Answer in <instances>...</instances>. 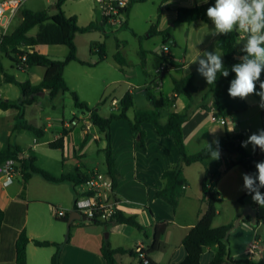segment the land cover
I'll return each instance as SVG.
<instances>
[{"label": "crops", "instance_id": "1", "mask_svg": "<svg viewBox=\"0 0 264 264\" xmlns=\"http://www.w3.org/2000/svg\"><path fill=\"white\" fill-rule=\"evenodd\" d=\"M51 1H54L55 4L56 0ZM76 1L83 0H68L64 4L63 11L65 15L67 17L76 16L80 27H87L91 23H96L98 29L90 33L79 34L81 37L76 34L75 44L78 58L91 64V66L82 65L75 61L69 63L64 69V80L69 90L75 92L80 101L87 103L90 109H96L100 116L107 118L113 113H118L120 101L126 93H130L133 97L134 107L128 110L127 115L130 119H134L136 110L150 111L153 109L146 95L148 91L157 99L160 97H175L174 103L165 107L161 112L159 121L161 124H165L170 114L184 113L189 104V100L184 95L174 94L173 79H180L191 73L195 75V85L197 87V92L193 94V100L195 103L202 101L208 92V84L206 78L198 71L200 67L199 60L206 59L204 53L207 52L221 55V59L224 61L222 52L216 46L217 39L221 34L213 35L215 24L209 18L206 23L196 21L190 25L176 22V11L179 8L201 6L206 3H199L198 0L169 1V4L173 2L167 8L170 15L164 20V15L161 14L158 16L157 21H159L158 29L169 30L171 39H168L167 44H165L162 37L154 36L161 42V52L156 55L147 46L148 41L145 44L144 40H151L148 38V31L150 26L157 21L155 23L147 21L146 23L150 24L149 28L145 32H139L134 26L132 16L134 4L144 2L130 0L136 3L133 4L127 15L126 25L122 29L112 30L111 32L112 34L116 32L115 34L118 33L119 36H122L121 31L128 30L131 36L139 41V47L134 51V55L139 61L129 60V43L117 39L116 53L121 54L126 65L121 71V67L113 56L117 73H108L106 71L108 65L105 66L108 56L100 62L99 58H94L92 56L93 52H91V47L94 44L105 43L106 45V42L98 41L101 39L99 32H102L105 38L109 34L105 31L107 27L103 23L100 0H93L89 7L78 8L77 10L74 8V2ZM178 1L180 4L175 6ZM19 17H21V23L22 10L11 22L0 23V41L4 35L12 33L19 26L11 31ZM236 27L234 26V28ZM38 31L37 28L35 35H31L30 32L29 36L36 37ZM131 31L137 36H134ZM234 31L239 34L237 49L241 50L247 44L248 33L241 30ZM87 34L88 37H85ZM93 36L97 37L94 38ZM140 37L145 38L139 39ZM165 45L169 47V54L167 55H164L162 51ZM80 46L82 50L87 46L89 52H86V54L80 52ZM47 47L52 46H37L35 50L53 58ZM27 50L32 52L30 48H27ZM61 53L64 59L68 54V49L61 51ZM4 59L8 62L5 63ZM0 62L3 64L6 74L15 77L21 83L29 81L32 85H39L46 72L44 68L40 67H34L30 71L21 69L1 52ZM164 63L167 66V72L159 76L157 69ZM18 72L26 74L29 79H20ZM2 81L0 83V98L5 101H20L23 99L18 87L20 93L12 95L10 88L15 85L5 83L4 77ZM230 84L226 83L222 87V102L229 114L224 118L227 122L226 125L221 124L218 120H213L216 111L212 107L213 102L211 99L206 102L210 111L197 109L184 124V140L189 154L198 153L207 146V142L210 144L220 137L225 127L231 135L241 136L242 141L247 140L250 135L259 134L260 130H264V108L260 106L261 97L253 93L243 99L239 97L231 98L228 93ZM260 91V87L256 85V92ZM40 96L49 97L53 101L57 100V102L64 101L66 97H69L72 101L73 99L70 92L52 98L47 91H43L38 93L35 102L25 107V120L29 124L42 129L44 132L43 137L50 130L55 131L53 138L44 143L49 148L50 143L61 137L64 126L69 122L65 121L63 117L59 119L60 116L54 113V107L51 104H48L46 112L32 109V105L38 103ZM113 101L117 102L115 106L112 105ZM107 102H110L111 108L116 109V111L111 112L110 110L109 115H104L102 109ZM17 114V109L0 110V152L7 150L10 145L18 146L21 155L36 159L35 165L37 166L38 158L33 156V152H36L39 139L32 132L15 130ZM44 117L48 121L47 126L32 124L33 120ZM79 118L82 120L80 126L66 129L71 130V132L65 138L64 148L61 149L63 150L62 170L58 175L51 174L54 177L74 175L78 171L86 174L88 178L94 173H106V166H104L102 172L99 167L89 168L84 163V159L88 156L87 150H91L93 147L91 146L92 142L99 146L104 134L100 133L93 124L85 122V119L89 118V112L84 111ZM79 118L76 117V119ZM54 119L56 125L52 122ZM142 130L145 133V151L135 145L130 127L125 121H114L110 127L115 165L121 175L114 190L118 199L116 208L128 216H135L139 224L144 227V232L128 225L108 224L107 226H101L90 222L74 221L72 222L70 241L64 245L61 252L60 264H107L101 252L105 240L110 243L113 249H123L125 251L116 255V264H141L139 257L134 252L135 247L138 245L143 246L149 264H180L188 254L183 241L197 226L201 217L200 212L205 213L207 210V205L202 202V183L207 169L212 172L222 171L216 182V190L221 200L217 205L218 215L213 220L212 229L233 225L244 213L245 206L242 201L248 195V191L244 188L243 174L247 173L237 164L228 170H223L226 162H236L238 160L235 155L220 154L218 160L210 159L206 162V165L194 163L186 166L184 175L189 187L175 211L168 203L157 199L155 192L163 186L161 176L178 162L179 152L173 139L158 136L152 124H143ZM27 134L33 136L30 144L25 143L28 137ZM105 147L106 142L100 148L97 147V151L102 153ZM244 149L256 157L264 155V152L258 146L255 151H253L251 144L246 148L244 147ZM73 159L76 162L72 164ZM70 160L71 165L67 167L65 164ZM37 167L44 170L43 167ZM46 172L50 174L49 171ZM75 200L76 189L69 182L52 184L39 175H33L27 183H24L23 176H18L11 186L4 187L0 180V209L5 213L0 238V264H15V244L18 235L23 230L26 231L31 240L27 246V264H50L55 248H39L32 241L64 243L67 228L57 226L54 223H61L55 218V210H64L68 218L71 211H74ZM256 208L259 218L262 219L260 225H264V207L256 204ZM163 222H169V226L162 237V248L149 254V249L154 240L155 226ZM61 224L67 226L66 223ZM257 236L259 235L256 233V228L251 225L250 221L245 220L242 222L228 237L232 258L235 261L248 259L247 250L249 246L258 241L260 253L254 256L253 260L256 262V258H259L264 261V228L259 238ZM213 255V250H204L198 257V264H209L213 259Z\"/></svg>", "mask_w": 264, "mask_h": 264}, {"label": "trees", "instance_id": "2", "mask_svg": "<svg viewBox=\"0 0 264 264\" xmlns=\"http://www.w3.org/2000/svg\"><path fill=\"white\" fill-rule=\"evenodd\" d=\"M68 0H56L54 9L56 14L49 16L47 11L33 12L29 10L22 11V21L19 26L10 34L4 35L0 41V52L9 58L13 63L18 65L21 69L26 71L40 67L46 70L45 75L39 85H32L29 81L18 82L15 77L8 76L5 72L3 64L0 62V83L2 78H5V83H10L18 87L22 94V100L20 101H5L0 98V110L8 111L11 109H17L18 114L16 117L15 130H26L32 132L38 139L43 137V130L29 124L25 120V107L36 101L38 93L47 91L49 96L55 98L59 94L70 92L74 106L78 110L89 112L90 121L100 133L104 134L106 140V147L102 150L105 158L106 174L112 179L114 188H116L120 179V173L116 168L115 159L113 156L112 141L110 127L114 121H125L131 130L132 137L135 145L141 150H146L145 133L142 130V125L145 123L152 124L160 137H170L173 139L179 152L178 162L165 171L162 176L163 186L161 189L155 192V197L160 199L170 206L175 211L179 205L180 200L186 195V191L189 187V183L184 175V168L194 163H201L206 165V162L210 160L208 147H204L196 154H189L186 150L183 127L187 120L197 110H207L210 108L206 102L212 100V107L216 111L215 117L225 118L229 114L227 113L222 102V87L226 83H231L235 79V73L231 71L233 65L243 62V57L247 55L244 48L237 49V43L239 40V34L235 31L228 33L226 36L221 34L216 46L222 52L224 57V67L228 70L229 75L227 77L217 74V80L215 84L208 85V92L200 103H195L193 100V94L197 92L195 85V75L193 73L183 76L180 79H173V90L176 95H184L189 104L184 113H173L168 116L165 124L160 123V116L162 110L174 103L173 98L160 97L155 98L146 92L148 100L151 102L153 109L150 111L136 110L134 119H130L127 112L130 108L134 107L133 97L130 93H126L119 104L118 113H113L109 117L105 118L98 114L96 109H90L89 105L80 101L78 95L75 92H71L64 80L65 67L75 61L82 65L91 66V64L81 61L77 55V47L75 44L76 34L90 33L93 30L98 29L96 23H91L87 27H80L78 25V18L76 16L67 17L63 11V6ZM141 0L139 2H145ZM134 1H130L127 15L131 11ZM215 0H209L208 3L195 6V7H183L179 8L177 13L176 22L184 24H192L196 21L208 22L206 15L207 8L214 6ZM159 21L152 24L148 31V38L159 36L163 38V42L167 44L168 39H171L169 30H159ZM126 25V24H125ZM38 28V34L36 37L29 36V33ZM134 36H137L131 31ZM145 37H140L143 39ZM37 46H65L68 49L67 56L62 60H56L48 55L41 54L35 50ZM172 46V45H170ZM26 48V49H25ZM27 48H30L32 52H29ZM91 52H95L99 56V61L102 62L106 59V45L105 43L94 44L91 47ZM25 56L26 60L23 62L20 58ZM251 58V57H249ZM114 60L121 67L126 65L123 57L119 52L114 55ZM170 69V67H169ZM264 82V67H262L261 75L256 85L260 87V83ZM71 130L64 129L61 137L56 141L50 143L48 146L50 149L61 150L64 148V140L68 136ZM215 140H219L220 154L235 155L238 157L236 162H226L223 170H228L233 165L237 164L249 175L256 174V163L264 162V155L262 157H256L249 153L244 147L241 146L242 137L233 136L225 127L223 134ZM213 142V141H212ZM212 142L210 144H212ZM216 147L215 144L212 145ZM21 154L18 146L10 145L7 150L0 152V164L11 158H16ZM36 159L34 157H28L23 161L22 176L24 183H27L33 175L41 176L45 181L52 184H62L65 182L71 183L74 187L82 184L88 180L86 174L78 171L74 175H62L61 177H54L48 172L38 168L35 165ZM222 171H210L206 170V174L202 183V202L207 205L205 213L200 212V220L197 226L192 232L184 239L183 245L188 251V254L183 262L180 264H198L199 255L206 249L214 251L213 259L209 264H258L253 258L245 260L235 261L230 252V240L226 239L227 231L233 226L212 229L213 220L218 215L217 205L221 198L216 190V182ZM259 182L257 181V184ZM261 193H264V188H260ZM250 195V194H248ZM112 199L118 202L115 193L112 195ZM244 201V200H243ZM242 201V202H243ZM260 219V218H259ZM5 220V213L0 209V238L2 228ZM61 223L67 224V234L64 243H54L50 241L33 240L32 242L39 248H55V252L51 258L50 264H60L61 252L66 243L70 241L72 223H69V217L66 219H57ZM249 221V217L246 218ZM262 220V219H260ZM108 224L115 225H128L135 229L144 232L142 227L135 216H128L120 210H116L110 223H96V225L107 226ZM169 226V222L158 223L155 226L154 240L149 254L155 253L162 248V237ZM259 238V236H257ZM31 242L23 230L16 240L15 250V264H27V246ZM102 255L107 264H116V255L124 253L123 249H113L110 243L105 240L101 248Z\"/></svg>", "mask_w": 264, "mask_h": 264}, {"label": "clouds", "instance_id": "3", "mask_svg": "<svg viewBox=\"0 0 264 264\" xmlns=\"http://www.w3.org/2000/svg\"><path fill=\"white\" fill-rule=\"evenodd\" d=\"M198 2L208 3V0ZM206 15L215 24L213 35L226 36L234 30L248 33L244 48L247 55L243 57L242 63L232 66L231 71L235 73V79L231 81L228 93L231 98L241 99L255 93L261 97L260 106L264 108V82L260 83L261 91L256 92V82L264 67V0H215L214 6L207 8ZM204 55L206 59L199 60L198 71L206 78L208 85L215 84L218 73L224 77L229 75L221 55L207 52ZM213 144L216 145L215 148ZM249 144L253 146V151L258 146L264 152V130H260L259 134L250 135L247 140L242 141L241 146L246 148ZM207 147L210 159L218 160L219 140H214L212 144L207 142ZM255 167L256 174H243L244 188L255 203L264 207V193L260 191V188H264V162L256 163Z\"/></svg>", "mask_w": 264, "mask_h": 264}, {"label": "rangeland", "instance_id": "4", "mask_svg": "<svg viewBox=\"0 0 264 264\" xmlns=\"http://www.w3.org/2000/svg\"><path fill=\"white\" fill-rule=\"evenodd\" d=\"M170 0H147L144 3H136L134 4V10H133V16H132V21L134 23V26L139 30V32H145L150 24L146 23L151 22V23H155L157 21V18L159 15L163 14L164 15V20L167 19L168 15H170L167 12V8L169 5H171L173 2H170ZM91 2H93V0H83V1H76L74 2V8L77 10L78 8H87L89 7L91 4ZM179 1L175 3L176 5H179ZM170 8V7H169ZM23 9L25 10H29V11H33V12H38V11H47L48 15H52L55 14L56 11L54 9V1H48V0H27L25 2V4L23 5ZM22 9V11H23ZM20 19L21 17H19V20L16 21V23L13 25V28L11 29V31L13 29H15L19 24H20ZM1 31V30H0ZM106 33H109L108 36L105 38L102 34V32H99V35L101 36V39L98 40L99 42H106V46H107V62L105 64L108 65L106 71L108 73H117L116 70V66L113 62V56L116 53V40H120V41H125L129 43V60L132 61H137L138 58L134 55V51L136 50V48L139 47V41H136L130 34V32L128 30H123L121 31L122 36H119L118 33L115 34L116 32H114L112 34V30L107 28L105 29ZM37 32V28L33 31H31V35H35V33ZM78 37H81V35L78 34ZM88 37V34L87 36ZM94 38H96L97 36H93ZM151 40H144L145 44L146 41L147 42V46H149L154 54H158L161 52V42L159 41V39H156L155 37L150 38ZM49 49V54H52L54 59L57 60H62L63 59V54L61 53V51H65L67 50V47L65 46H57V47H47ZM87 46L83 48H81L80 46V52H84V54H86V52H89V49H87ZM54 52V53H53ZM92 56L94 58H99L98 55L93 52ZM139 61V60H138ZM4 62L7 63L8 61L6 59H4ZM33 69V68H32ZM31 70V69H30ZM28 70V71H30ZM18 76L20 77V79L22 78L23 80H27L29 79V77L26 74H21L20 72L17 73ZM10 92L12 95H18V93H20V91L18 90L17 87L12 86L10 88ZM113 96V95H112ZM48 104H51L52 107H54V113H56L57 115H59V119L61 117H63V119L67 122H71L73 119H75L76 117H81L84 113V111L82 110H78L76 108H74V104L73 101L69 98L66 97L64 99V101H60L57 102L53 101L51 98L49 97H44V96H40L38 98V103L32 105V109L38 110L40 112H46L48 109ZM44 110V111H43ZM115 112L116 109L111 108V104L110 102H107L105 104V106L102 109V112H104V115H109L110 112ZM55 119L52 121L53 124ZM32 124L36 125V126H40V125H46L48 124V121L46 120V118H38L36 120L32 121ZM60 124V123H59ZM56 125V124H54ZM55 134V131L50 130L49 132H47L45 134V136L41 139H39L38 144L36 145L37 149L36 152H33V156H35L36 158H38V163L37 166L39 167H43L44 170L49 171L50 174L53 175H58L60 174V170H62V163H63V150H51L49 148H47V146L44 145V143L47 140H51L53 138V135ZM28 137L25 140L26 144H30L32 142L33 136L32 134H27ZM106 142L105 137L102 136L101 138V142H99V146H97V144L95 142H92V149H88L87 150V155L86 158L84 159V163L87 167L89 168H95V167H99L100 170L103 172L104 171V164H105V158H104V154L103 153H99V151H97V147L100 148V146L104 145ZM75 159H73V163H75ZM67 167L71 165V160L70 162H67V164H65ZM40 179V178H39ZM57 226L60 227H66L65 225L61 224V223H57L54 222ZM264 258V255H263ZM264 260V259H263ZM256 262L259 264H262L264 261H261L259 258H256Z\"/></svg>", "mask_w": 264, "mask_h": 264}, {"label": "built area", "instance_id": "5", "mask_svg": "<svg viewBox=\"0 0 264 264\" xmlns=\"http://www.w3.org/2000/svg\"><path fill=\"white\" fill-rule=\"evenodd\" d=\"M27 0H0V23L11 22L18 13L23 9V5ZM130 0H100L101 13L104 25L110 30H119L124 28L127 20V9ZM162 51L164 55L169 54V47L163 46ZM23 62L26 57L20 58ZM167 72V66L164 63L159 69L157 74L164 75ZM116 101L112 102L115 106ZM213 120L220 121L221 124L226 125L227 122L224 118L213 117ZM85 122L90 124L89 118ZM82 124V120L73 119L64 129H71ZM92 124V123H91ZM27 157L19 154L16 158L6 160L0 164V180L4 187L11 186L16 177L22 176L23 161ZM76 200L74 203V211L80 215L87 217L90 223H110L116 213V202L112 199L114 193V184L112 179L106 173H94L87 181L82 184L76 185ZM55 218L66 219L67 213L62 209L55 210ZM135 254L139 257L141 264H149L148 256L142 245H138L134 249ZM260 253L259 242H253L247 254L249 258Z\"/></svg>", "mask_w": 264, "mask_h": 264}, {"label": "water", "instance_id": "6", "mask_svg": "<svg viewBox=\"0 0 264 264\" xmlns=\"http://www.w3.org/2000/svg\"><path fill=\"white\" fill-rule=\"evenodd\" d=\"M245 206L244 213L234 222L233 226L227 231L225 238L228 239L230 233L237 229L242 222L246 220L247 217H249V221L252 226L256 228V233L260 236L262 234V230L264 228V225H260V219L258 215V211L256 208V204L253 200L251 195H247L243 201ZM84 221L88 222L87 217L80 215L77 211H71L69 215V223H72L74 221ZM107 234L105 235V237Z\"/></svg>", "mask_w": 264, "mask_h": 264}]
</instances>
